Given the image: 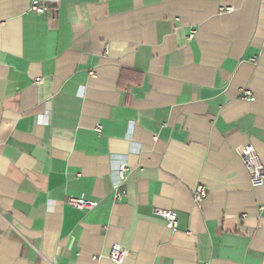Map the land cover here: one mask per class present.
I'll return each mask as SVG.
<instances>
[{
    "label": "crops",
    "instance_id": "crops-1",
    "mask_svg": "<svg viewBox=\"0 0 264 264\" xmlns=\"http://www.w3.org/2000/svg\"><path fill=\"white\" fill-rule=\"evenodd\" d=\"M31 1L0 0V264H264V0Z\"/></svg>",
    "mask_w": 264,
    "mask_h": 264
},
{
    "label": "built area",
    "instance_id": "built-area-1",
    "mask_svg": "<svg viewBox=\"0 0 264 264\" xmlns=\"http://www.w3.org/2000/svg\"><path fill=\"white\" fill-rule=\"evenodd\" d=\"M43 0H32L30 11L37 14H44L46 12L45 8L42 6ZM225 11L230 12V9ZM195 35L194 31L190 32L189 40H191ZM36 83H41L42 79H36ZM242 98L250 102L254 101L253 94L246 90L242 93ZM100 132V127L97 128ZM242 160L249 174L250 182L253 187L264 185V165L260 162V159L252 146L245 148L242 153ZM127 171V166L123 165L119 171L120 184L121 186L125 179V173ZM193 197L196 204L201 203L207 197L206 188L202 185H198L193 191ZM117 198H120V195H117ZM68 205L79 210H91L97 206L96 202L88 201L85 198H69L67 200ZM154 215L162 218L166 227L169 230L175 231L179 226V217L178 213L173 210H162L155 209ZM110 260L115 264H122L127 257V250H125L120 245H114L110 251Z\"/></svg>",
    "mask_w": 264,
    "mask_h": 264
}]
</instances>
